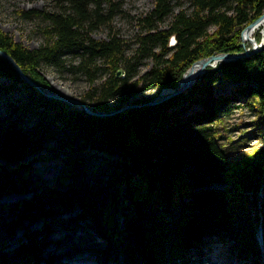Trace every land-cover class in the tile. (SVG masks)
I'll use <instances>...</instances> for the list:
<instances>
[{"label": "trees", "instance_id": "1", "mask_svg": "<svg viewBox=\"0 0 264 264\" xmlns=\"http://www.w3.org/2000/svg\"><path fill=\"white\" fill-rule=\"evenodd\" d=\"M171 1L154 0L137 18L145 32L130 53L112 24L120 0H54L52 9L19 10L37 22L42 42L27 48L0 30V49L52 92L40 66L82 73L97 92L90 107L109 112L175 89L201 58L250 48L241 32L264 12V0H190L188 10L176 12ZM166 17L168 27L159 29ZM101 27L107 37H93ZM260 30L264 21L252 35L257 42ZM146 57L150 68L137 76ZM223 81L233 85L228 93L218 91ZM114 97L116 106L108 104ZM239 101L254 114L257 144L234 152L223 146L219 126ZM35 163L52 166L53 178L33 177ZM11 193L29 197L0 203V264H62L47 253L50 246L66 259L85 253L98 264H189L217 243L241 264H261L264 42L251 55L207 66L167 99L104 116L46 96L0 55V198ZM25 220H41V227ZM18 229L25 240L9 248ZM57 229L62 235L53 238Z\"/></svg>", "mask_w": 264, "mask_h": 264}, {"label": "rangeland", "instance_id": "2", "mask_svg": "<svg viewBox=\"0 0 264 264\" xmlns=\"http://www.w3.org/2000/svg\"><path fill=\"white\" fill-rule=\"evenodd\" d=\"M54 0H0V30L9 34L13 37L15 41L20 42L27 48H35L42 42V36L38 30L37 22L33 19H26L18 15L19 10H29V9H52ZM121 1V12L116 14L113 18L112 24L114 29L118 34L127 41V53L133 51L137 46V35L145 32L144 28L140 26L137 18L143 17L147 14L154 5V0H120ZM190 0H172L173 11L176 12L179 9H189ZM170 17H166L163 22L158 23L159 29H166ZM213 27H211L212 29ZM261 44L264 42V32L260 30ZM92 36L97 39H104L107 37V30L103 27L98 28L92 32ZM253 37V36H251ZM242 40V39H241ZM248 41L249 40H242ZM170 43L173 42V38H170ZM65 62L75 63L76 58H72L70 55H65ZM152 61L150 58H144L139 63L137 70L138 75H141L148 71ZM40 73L45 77L48 83L53 87L56 93L63 95L65 97L77 98L87 96V105L91 106L96 101V93L93 92V85H90L86 76L82 73H75L69 71L67 67H57V66H46L42 65L39 68ZM133 78H136L134 76ZM104 79L103 75H100L95 80V85L99 84ZM233 87L232 83L229 81H223L219 83L218 91L228 93ZM91 93L90 96L87 94ZM155 91L147 90L139 92L132 99L134 100L139 97H147L153 95ZM108 104L112 106L118 105L117 97L108 100ZM234 107L230 110V113L225 116L223 122L219 126V131L222 136V144L227 148L228 151H238L239 149H247L252 145L257 144L256 133L253 130L251 120L254 118L253 112H251L247 107L242 105V102H232ZM247 132V135L246 133ZM229 138L237 140L232 146L229 145ZM243 146L240 147V144ZM233 152V153H234ZM232 153V154H233ZM38 167L35 170L33 177L39 180H49L55 175V169L52 166L42 167L35 163ZM29 197V194H6L0 198V203H13L20 200H24ZM15 218V217H11ZM11 219L8 217L7 221ZM41 220H36L34 222H29L25 220L23 225H30L33 230L39 229L41 227ZM58 230V229H57ZM83 231L79 230L76 232V236L82 237ZM62 235V231L59 229L55 231L52 235L53 238ZM24 235L22 229L15 231L13 239L10 241L9 248H14L22 241H24ZM214 246L211 251H207L203 254L200 261H195L191 259L189 264H241L239 260L233 256H229L225 246L223 247L219 243ZM47 253L52 255H60L61 263L63 264H98L90 256L85 253L77 254L72 258H65L62 255L63 252L56 251L53 246L48 247ZM261 264H264V258L260 259Z\"/></svg>", "mask_w": 264, "mask_h": 264}, {"label": "water", "instance_id": "3", "mask_svg": "<svg viewBox=\"0 0 264 264\" xmlns=\"http://www.w3.org/2000/svg\"><path fill=\"white\" fill-rule=\"evenodd\" d=\"M261 21H264V12L257 19L253 20L252 22H250L249 24H247L243 28L240 38L242 40H245L243 38V31L245 30V28L249 27L250 25H252V24H254L256 22H261ZM171 38H173V42L170 43V44H173L175 39H174L173 36ZM248 40L250 41V48H247L244 51H241V52H220V53L212 54V55H209L207 57L201 58V59L197 60L196 62H194L183 73V75H182V77H181V79L179 81V85L175 89L170 88L168 91H165V92H163V90H162L160 93H158L152 99L148 100L145 103H128V104H125V105H123L121 107H118L116 109H112L109 112L96 111V110L92 109L89 105H87L85 102L81 101L80 99L71 98V97H65V96L60 95V94H58L56 92H52L50 90H46V89L41 88L40 85L35 83L27 74H25L23 72L21 67L16 63V61L9 54H7L5 51L0 49V55L3 56L4 58H6L14 66V68L17 70V72L19 73L21 78L26 83L34 86L37 90H39L40 92H42L46 96L51 97V98L60 99V100L65 101V102H67L69 104H73V105H75L76 107L82 109L84 112H86L88 114L104 116V115H108V114L118 113V112L123 111V110H125L127 108H130V107H138V106H141V105L155 104V103H158V102H160V101H162L164 99H167V98H169V97L181 92L183 89L189 87L191 84L194 83V81L196 79V76H192V77L188 78L187 72L195 64H200V70H201L200 72H204L205 67H207V65L214 66L215 63L217 61H220V60L228 61V60H234L236 58L248 56V55H251V54L255 53L256 51H258L260 49L261 42H257L254 37H251V39H248ZM116 75L118 77H123L124 76L123 69L122 68H118L116 70Z\"/></svg>", "mask_w": 264, "mask_h": 264}, {"label": "bare ground", "instance_id": "4", "mask_svg": "<svg viewBox=\"0 0 264 264\" xmlns=\"http://www.w3.org/2000/svg\"><path fill=\"white\" fill-rule=\"evenodd\" d=\"M263 21L261 22H256L252 25H250L249 27L245 28V30L243 31V38L246 40L251 39V36L253 35V33L256 31V29L259 28V26L262 24ZM209 66V65H207ZM206 68V67H205ZM200 64H195L193 65L189 71L187 72V76L192 77V76H199L200 74H202L203 72H200ZM170 88H165L163 89V92L168 91ZM75 106V105H74Z\"/></svg>", "mask_w": 264, "mask_h": 264}]
</instances>
